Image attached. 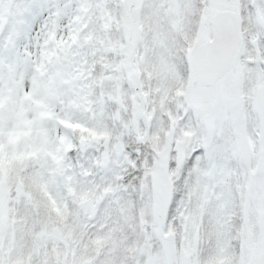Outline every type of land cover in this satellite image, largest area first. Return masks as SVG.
<instances>
[{"label":"snow or ice","instance_id":"obj_1","mask_svg":"<svg viewBox=\"0 0 264 264\" xmlns=\"http://www.w3.org/2000/svg\"><path fill=\"white\" fill-rule=\"evenodd\" d=\"M0 264H264V0H0Z\"/></svg>","mask_w":264,"mask_h":264}]
</instances>
